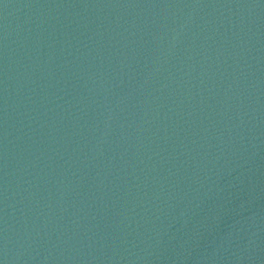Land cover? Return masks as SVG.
Returning a JSON list of instances; mask_svg holds the SVG:
<instances>
[{
	"label": "water",
	"instance_id": "1",
	"mask_svg": "<svg viewBox=\"0 0 264 264\" xmlns=\"http://www.w3.org/2000/svg\"><path fill=\"white\" fill-rule=\"evenodd\" d=\"M0 264H264V0H0Z\"/></svg>",
	"mask_w": 264,
	"mask_h": 264
}]
</instances>
